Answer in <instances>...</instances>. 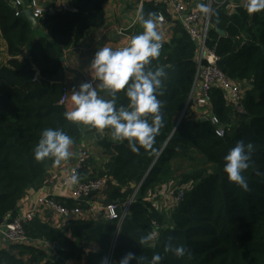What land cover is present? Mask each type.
I'll list each match as a JSON object with an SVG mask.
<instances>
[{
  "label": "trees",
  "instance_id": "16d2710c",
  "mask_svg": "<svg viewBox=\"0 0 264 264\" xmlns=\"http://www.w3.org/2000/svg\"><path fill=\"white\" fill-rule=\"evenodd\" d=\"M109 1L68 0L67 10L44 14L34 28L24 16H15L10 0H0V33L10 57L6 65H0V221L4 223L18 217L26 192L42 185L57 166L51 158L34 159L33 149L43 130H62L75 146L85 134L98 132L64 119L67 109L60 104L67 84L63 51L106 25ZM224 1L214 7L208 47L219 58L218 68L226 77L246 86L244 114L227 104L220 89H214L211 98L213 113L225 128L224 137L216 134L210 120L202 122L190 112L196 45L180 24L169 19L164 7L144 4L145 16L162 14L170 25V40L147 66L153 71L163 67L166 72L157 94L162 126L152 148L140 147L138 154L126 140L109 139L110 129L103 130L107 136L98 145L110 158L88 177L107 179L104 204H126L136 195L128 218L120 229L104 220L70 221L57 229L36 217L25 223L26 235L33 243L52 246L54 256L39 245H11L0 250V264H102L105 258L109 264H119L129 252L140 264H148L157 253L163 257L161 264H264V9L250 13L251 0H216ZM230 5L235 6L231 14ZM41 29L46 35L36 37ZM142 32L143 28L137 35ZM127 104L123 92L118 93L117 106ZM147 118L151 123V116ZM240 141L253 145L250 167L243 173L248 191L230 183L223 171L224 157ZM179 161L196 162L179 182L191 187L165 215L147 201V194L173 178ZM87 168L85 164L80 176L86 177ZM135 185L134 191L131 186ZM56 201L87 209L80 201ZM149 234L153 236L150 245L140 246V238ZM169 241L183 245L185 255L165 254Z\"/></svg>",
  "mask_w": 264,
  "mask_h": 264
},
{
  "label": "clouds",
  "instance_id": "9594fccd",
  "mask_svg": "<svg viewBox=\"0 0 264 264\" xmlns=\"http://www.w3.org/2000/svg\"><path fill=\"white\" fill-rule=\"evenodd\" d=\"M201 13H208L207 5L198 6ZM264 9V0H251L247 5L250 13ZM143 32L128 38L127 45L113 50L105 46L96 50L91 63L89 82L81 83L71 91V108L64 112V119L74 124L84 125L103 132L111 130L113 140H126L133 153H139L140 147L151 149L155 135L162 126L160 114L161 102L157 99L162 87V78L166 77L163 67L148 69L151 60L160 55L162 36L157 30L162 19L156 13L145 16L143 9L136 13ZM98 89L105 91L101 96ZM123 92L128 100L127 106H117V94ZM151 116V123L148 118ZM72 138L62 130L45 129L38 144L33 149L34 159L43 161L51 158L55 165H60L71 156ZM139 146V147H138ZM253 145L243 141L236 145L224 157L223 171L230 183L248 191V182L243 173L250 167ZM78 180L72 175L69 183ZM151 234L140 238L139 245H150ZM165 254L171 253L181 258L186 253L183 245H174L169 241L164 248ZM163 257L154 254L148 264H161ZM140 261L129 252L120 259L119 264H131ZM102 264H109L107 258Z\"/></svg>",
  "mask_w": 264,
  "mask_h": 264
},
{
  "label": "built area",
  "instance_id": "2783aa9c",
  "mask_svg": "<svg viewBox=\"0 0 264 264\" xmlns=\"http://www.w3.org/2000/svg\"><path fill=\"white\" fill-rule=\"evenodd\" d=\"M16 9V17L23 16L25 10H32L34 17L39 20L46 13L53 14L48 9L52 0H29L25 3L23 0H10ZM224 2L217 3L216 0H140L139 9L144 4H152L154 6L164 7L167 11L169 19L180 24L196 45L197 74L192 95L188 102L190 112L196 118H205L210 120L216 127V134L219 137L225 136V128L220 124L219 119L213 113V104L211 93L214 89H220L224 94L227 104L232 106L238 114H244V103L246 99L247 88L242 89V85L230 81L226 75L218 68L219 58L215 52L208 47L210 20L214 12L216 4L222 6ZM204 4L209 8L208 13H201L199 5ZM68 5L62 4L61 10H67ZM235 10L234 5L228 6V13ZM162 19L158 24L157 30L162 36V48L170 38V25L167 18L162 14ZM161 48V50H162ZM71 98V92L67 84L62 90V98L60 104L67 106ZM90 159V152L82 149L79 152L75 166L68 174H58L51 180L60 194L67 197L66 200L80 201L85 203L87 209L80 207H66L59 204L55 198L47 194L48 187L39 190H28L23 198L24 204L27 206L23 214L18 215L12 221L6 222L0 228L2 245L9 247L11 245L36 244L40 242H31L25 232V223L33 221L41 210H47L57 221L55 228H60L70 221L104 220L114 222L118 229L123 225L129 216L130 205L134 202V195L126 204L119 202L104 204L103 191L107 184V179H97L84 181L80 173L84 169L86 162ZM72 175H76L78 180L75 184L69 183ZM141 184L138 186L140 189ZM190 184L173 187L169 184L161 185L147 194V201L151 203L157 211L160 210V204L167 203L170 207L163 213H171L184 199L185 192L190 189ZM68 190V192H67ZM99 196L97 200L94 197ZM69 197V198H68ZM161 199V203L156 200ZM172 203H169V202ZM160 212V211H159ZM168 214V215H169ZM47 224V223H46ZM64 224V225H63ZM48 225V224H47ZM156 227L157 224L154 223ZM46 247L50 249V255L54 256L53 247L46 243ZM2 249H5L4 247ZM74 264V263H67Z\"/></svg>",
  "mask_w": 264,
  "mask_h": 264
},
{
  "label": "crops",
  "instance_id": "0c3cea01",
  "mask_svg": "<svg viewBox=\"0 0 264 264\" xmlns=\"http://www.w3.org/2000/svg\"><path fill=\"white\" fill-rule=\"evenodd\" d=\"M23 1L27 3L29 0ZM49 3L50 5L48 7V10L50 12H55L61 9L62 4L68 5V0H57L52 2L50 1ZM138 10L139 4L135 0H110L105 6L106 25L98 31H89L85 39L78 45L65 49L63 51V63L67 74V85L70 92L74 88H78L81 83L89 82L90 70L88 65L91 63L96 50L105 46L111 47L113 48V50L123 48L127 45L128 38L137 35L138 31L142 29V26L136 17V13ZM45 35L46 32H44L42 29L41 31H37L36 33V37ZM9 58L10 57L7 52V45L2 39L0 33V65H6L9 61ZM98 92L101 96L105 94V91L102 89H98ZM70 108L71 101H69L68 105L66 106L67 110H70ZM98 133L101 132L98 131L91 135L85 134L78 145H72L70 148L71 156L69 157V159L63 161L60 165L53 167L44 183L38 187L32 188V190L42 189L45 187L44 185H46L48 187L47 194L50 197L66 200L67 197L60 194L59 191L55 187H53L51 180L55 175H58L60 173L68 174L75 166V162L78 158L79 152L82 149L89 150L90 158L94 162V166L89 167L88 169L90 171V174H92L94 172L93 170L96 168L101 169L104 163H100V158L97 157L99 153L98 150H102V148L98 145L99 139L96 137V134ZM101 136H104L105 138L107 135ZM102 152L105 154L103 150ZM24 203L25 202L22 201L20 204L19 215L23 214V212L27 208ZM166 204L167 203H163V206H165ZM168 214L169 213H165V215ZM37 217L43 223H47L50 227H56L57 221L54 216L49 213V211L41 210ZM52 225H55V227H53ZM64 226H61L58 229H61ZM34 245H39L40 247L47 248L48 252L50 253L49 247L45 246L46 243H36ZM3 247L8 248L2 245L0 234V250H2Z\"/></svg>",
  "mask_w": 264,
  "mask_h": 264
},
{
  "label": "rangeland",
  "instance_id": "374dc122",
  "mask_svg": "<svg viewBox=\"0 0 264 264\" xmlns=\"http://www.w3.org/2000/svg\"><path fill=\"white\" fill-rule=\"evenodd\" d=\"M130 7H131V6H130ZM130 7H129V8H130ZM109 139L113 140V139H112V136H110ZM101 140H102V139H101ZM102 150H103V149H102ZM102 150H101V149L98 150L99 153H98L97 157L100 158V163H106V162L109 160L110 156H109V155H105V154L102 152ZM196 161L198 162L197 159H196ZM92 162H93V160H91V158H90V159L86 162V164H88L89 167H93L94 165H92ZM192 163H196V162H194V161H193V162H182V161H179V162L175 163V164H174V174H173V178H172L171 180L165 182L164 184H169V185H172L173 187L181 186V185H179V182H181L184 172H185L187 169H189L190 167H192V165H193ZM101 165H102V164H101ZM88 169H89V168H87V175H86V177L81 176V178H82L83 180H88V177L90 176V171H89ZM98 170H100V169L96 168V169H94L93 171L98 172ZM95 179H98V178H95ZM91 180H94V179H91ZM88 181H90V180H88ZM164 184H161V185H164ZM161 185H160V186H161ZM158 187H159V186H158ZM156 188H157V187H156ZM131 189L135 191V189H136V185H135V186H131ZM138 192H139V191H138ZM98 197H99V196L96 195V197H94L93 200L96 201ZM156 202L161 203L162 201H161V199H158V200H156ZM169 203H172V202L170 201ZM169 207H170V206H169L168 204H166L165 206H163V205L160 204V213H163V212H164L166 209H168ZM74 264H81V263H80V262H77V263H74Z\"/></svg>",
  "mask_w": 264,
  "mask_h": 264
},
{
  "label": "water",
  "instance_id": "95a60500",
  "mask_svg": "<svg viewBox=\"0 0 264 264\" xmlns=\"http://www.w3.org/2000/svg\"><path fill=\"white\" fill-rule=\"evenodd\" d=\"M249 5V4H248ZM23 16L27 19V21L34 27L36 28L38 26V20L34 17V14H33V11L28 9V10H25L23 12ZM219 35L221 36H226L225 32L223 31H217ZM242 89H245V86L242 87ZM105 95V94H104ZM103 95V96H104ZM202 122H205L206 119L205 118H202L201 119ZM101 135H106L105 132H102V133H98L96 134V137L101 140L102 138H104V136L102 137ZM20 207V205H19ZM4 224V221H0V228L3 226ZM0 234H1V231H0ZM55 248H58V246H55Z\"/></svg>",
  "mask_w": 264,
  "mask_h": 264
}]
</instances>
